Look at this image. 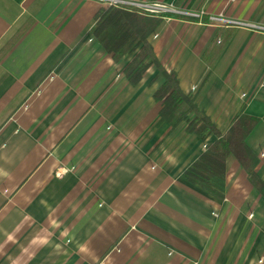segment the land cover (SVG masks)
<instances>
[{
  "label": "crops",
  "instance_id": "0c3cea01",
  "mask_svg": "<svg viewBox=\"0 0 264 264\" xmlns=\"http://www.w3.org/2000/svg\"><path fill=\"white\" fill-rule=\"evenodd\" d=\"M107 1L0 0V264H264V198L231 156L223 201L181 179L216 139L92 37ZM114 1L174 16L154 57L221 132L255 122L264 184V0Z\"/></svg>",
  "mask_w": 264,
  "mask_h": 264
},
{
  "label": "trees",
  "instance_id": "16d2710c",
  "mask_svg": "<svg viewBox=\"0 0 264 264\" xmlns=\"http://www.w3.org/2000/svg\"><path fill=\"white\" fill-rule=\"evenodd\" d=\"M170 14L142 17L135 9L105 7L95 18L91 35L114 62H128L124 76L136 85L150 68H155L163 84L154 99L161 103L160 123L176 127L188 125V133L205 142L209 137L216 142L183 173L181 179L201 192L224 200L226 161L233 157L253 188L264 198V184L255 174L256 159L246 148L245 139L255 122L240 116L225 132L218 130L203 113L199 112L195 98L183 94L173 73L167 74L153 55L148 38L156 32Z\"/></svg>",
  "mask_w": 264,
  "mask_h": 264
},
{
  "label": "rangeland",
  "instance_id": "374dc122",
  "mask_svg": "<svg viewBox=\"0 0 264 264\" xmlns=\"http://www.w3.org/2000/svg\"><path fill=\"white\" fill-rule=\"evenodd\" d=\"M116 8H118V7H116ZM135 10L138 13V15H140L142 17L155 16V14L157 13L156 11H153L152 9H147V8H141V9H135ZM147 11H149V12H147Z\"/></svg>",
  "mask_w": 264,
  "mask_h": 264
},
{
  "label": "built area",
  "instance_id": "2783aa9c",
  "mask_svg": "<svg viewBox=\"0 0 264 264\" xmlns=\"http://www.w3.org/2000/svg\"><path fill=\"white\" fill-rule=\"evenodd\" d=\"M101 3H103L104 2V0H99ZM107 5L109 6V7H113V8H116V7H119L120 5H119V3H117L116 1H114V0H108L107 2ZM137 9H141V7H138ZM146 11V10H145ZM147 12H149V11H147Z\"/></svg>",
  "mask_w": 264,
  "mask_h": 264
}]
</instances>
